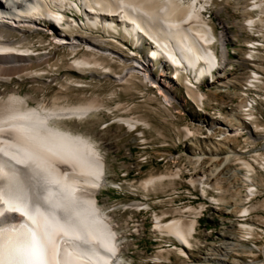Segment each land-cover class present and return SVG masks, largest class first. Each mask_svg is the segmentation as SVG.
I'll use <instances>...</instances> for the list:
<instances>
[{
  "label": "bare ground",
  "instance_id": "bare-ground-1",
  "mask_svg": "<svg viewBox=\"0 0 264 264\" xmlns=\"http://www.w3.org/2000/svg\"><path fill=\"white\" fill-rule=\"evenodd\" d=\"M214 1L0 0V264H141L137 262L141 258L142 264H173L172 252L180 264H256L227 255L233 251L236 256L264 255V244L247 248L229 239L217 249L218 256L215 252L193 260L190 256L204 210L219 201L223 207L224 195L234 203L232 210H238L236 222L247 234L242 242L251 241L255 229L261 231L247 217L248 204L256 197V171L246 151L233 144L225 143L226 156L162 152L163 170L146 175L140 171L133 179L135 188L127 184L134 193L128 202L101 199L100 205L98 201L102 190L117 183L108 176L111 148L105 138L90 132L92 123L109 113L114 122L137 132L144 148H151L144 133L151 123L135 114L137 103H120L119 90H134L150 110H155L151 102L158 101L170 120L173 109L176 116L182 109L191 117L185 128H179L182 136H170L171 142L164 144L172 150L188 146L204 130L214 142H229L244 129L232 118L222 121L220 111L216 116L208 114L205 89L223 80L233 70L230 64L238 63L230 61L228 44L237 40L229 34L226 21L217 19L221 26L217 29L212 20L217 15ZM248 1L241 5L248 18L242 25L252 38L242 40L247 43L246 59L254 61L264 47V0ZM76 28L90 34L96 29L117 39L79 31L73 35ZM32 33L50 34L48 45L65 48L67 57L60 61L49 51L35 49L37 44L27 42L26 34ZM126 46L136 51H125ZM251 66L246 90L264 84L262 73ZM60 68L73 73L61 77L55 72ZM27 81L41 84V98L9 87ZM106 82L114 85L104 92L100 88ZM50 88L65 95L48 96ZM78 89L84 91L77 94ZM246 98L243 114L249 123L256 119L258 98ZM218 134L222 136L217 138ZM254 157L264 169V155ZM184 163L192 168L187 178H182ZM237 164L246 170L243 196L231 170ZM177 181L184 187H175ZM166 183L172 186L161 196L157 189ZM213 189L219 198L206 197ZM144 211L152 213L153 233L163 244L149 259L129 251L132 239L143 233L144 220L136 219V214ZM124 228L129 230L123 232Z\"/></svg>",
  "mask_w": 264,
  "mask_h": 264
},
{
  "label": "rangeland",
  "instance_id": "rangeland-1",
  "mask_svg": "<svg viewBox=\"0 0 264 264\" xmlns=\"http://www.w3.org/2000/svg\"><path fill=\"white\" fill-rule=\"evenodd\" d=\"M245 2L247 3V0H245ZM248 2L251 1L249 0ZM238 3L239 8L235 9L234 0H225L222 2H219L218 0L214 1L213 6H215L214 9L217 15L216 18L213 17L212 20L216 24L217 29L218 27L221 28V26H219L217 23L219 22L217 19L226 21L229 34L232 35V38L235 37L237 40L235 45L228 44L230 61L237 60L238 63H235V66L230 64V66L233 67V70L226 72L225 78L223 80H219V83H217L214 87L205 89V91L208 90L206 91V96L209 98V115L216 116V112L220 111L221 114L219 115V118H221L222 121L226 118H232L233 122L239 121L243 125L244 129L240 131L235 141L230 140L228 142L226 139H223L220 142H214V139L211 136L209 137L208 133H204V130L201 131V133H196L197 137H195L188 146L184 147L186 151H184V148L181 146H178V150H172V148L169 146H164V144L166 141L171 142L172 138L170 136L173 137L178 133L176 132V129L178 130L181 127L185 128L187 122L192 121L191 117L187 114L185 115L183 113L184 110L182 109H180L182 112L178 113V116H176V110L173 109V116L171 117H173L174 120H170L167 114L158 108V101L151 102L150 106H152L155 110H150L146 106V103L148 102L141 101L144 98H136L134 90L129 89L119 90V101L120 103L122 101L125 103H137V110L135 111V114L147 118V120L151 123L152 128L150 130H144L151 148L149 146L144 148L137 136L138 133L132 132L125 126L114 122V116L109 113L101 114L99 119L92 123V128L90 130V132L93 134H99L97 137L98 139L103 137L107 140V143L111 148L109 151H107L108 176L111 181H115V183H117V186L115 187H108L102 190L101 195L98 197L100 202L101 199L128 202L133 197L134 193L132 192L133 195L131 194V190L127 188V184L130 183L134 187L133 179L140 175V171H143L144 175L153 171L156 173L161 172L164 168V165L166 164V162L163 160L164 158H162L161 155L162 152H166L167 150H170L175 154H197L199 152H205L206 154L226 156L228 153V146L225 143H227L229 145L233 144V146L238 150L241 149V151H246L244 154L250 158V162L256 171L255 175H253V183L254 186H256V197L248 204L250 215L247 217L251 222H253V225L259 224L258 226L260 227L261 231L255 229L251 236L252 240H248V242H242V239L244 236L247 237V234L238 226L236 222L238 219L237 215L239 214L238 210H232L234 203L227 201L229 197L224 195L222 199H224L226 202H224L223 207H220L222 204L221 201H219V205L213 207L210 204V207L204 210V216L198 222L197 232L199 234L197 235V240L193 242L194 245L192 247V253H190L192 260L194 258H203L210 252H215V255L218 256L217 249L229 239H231V242H241L244 246H247V248L251 244L253 245V243H255L257 246L264 244V208L262 205L264 203V169L259 164V162L254 160V156L256 154L264 155V84L258 86L255 89H245L249 87L247 83L249 72L253 69L251 65H256V69L260 71L264 77V47L258 51V56L254 61H249L246 59L248 56V48L246 47L247 43L245 42H248L247 39L251 37L252 33L244 31V27L242 25L244 21L248 19L246 16L247 13H243L241 10V5H244V0H240ZM251 13H254L253 16L256 17V12ZM75 17L80 19V16L77 14H75ZM78 31L80 33L84 32L85 34H90L91 32L88 31V29L76 28L72 31V34L75 35ZM92 31L93 32L90 36L100 35V37L102 36L103 39L106 38V35H102L99 30L92 29ZM14 34L15 33H12V35ZM18 36L19 35H17V37ZM26 36L28 37L27 42L37 44L35 49H40L43 52L49 51L50 57H55V59H60V61L67 57L68 50L66 51L65 48H52L48 45L50 34L32 33L26 34ZM242 39H245V42H243ZM39 41L43 43H39ZM126 45H129V43L127 42ZM55 72L60 74V76L73 73L71 71L67 72L63 68H60ZM227 78H230V85L226 84ZM54 83L55 82H53L51 85L53 88L56 87ZM220 84H224V86H221ZM40 85L41 84L38 82L27 81L19 84L14 82L13 86L9 87H18L21 95L28 94L33 96L35 99H39L43 96L41 88L39 87ZM113 85L114 84L112 82H106L100 89H104V92H107L113 87ZM1 87L4 89L3 86ZM76 91H78L77 94H80L84 91V89H78ZM46 95H56L62 98L65 94L59 95L55 93L52 88H50L48 89ZM154 95H156V92ZM254 95L258 98L257 106L255 108L256 119L253 121H248L249 123H247L246 115L243 114V109L245 108L243 105L245 99L247 100L246 96L256 98ZM68 98H70L69 95ZM31 104L35 103L31 102ZM114 104H112V106H114ZM187 111L190 113L192 110L188 109ZM211 112H214V114ZM194 118L196 117L194 116ZM248 119L250 118L248 117ZM180 135L182 136V133H180ZM200 136H204V139H201ZM221 136L222 135L218 134L217 138ZM145 160L148 162L145 163ZM167 164H169V162ZM232 169L235 172L236 190L241 196H243L246 194L247 190V182L245 181L246 170L240 167L238 164L233 166V168L231 166V170ZM182 171L184 172V174H182V178H187L189 173L192 171V168L189 164L184 163ZM144 175L142 176L144 177ZM173 184L175 187H184L181 186L184 184L178 181ZM170 186H172L170 183L169 185L166 183L162 188H158L157 191L158 193H161L162 196L167 192V187ZM206 197L219 198L220 194H217L216 190L213 189V191L206 194ZM201 202L202 205H206V202ZM238 203L239 200L236 201V204ZM163 204L164 206L161 205L162 208L166 209L165 202ZM152 206L155 207V205ZM151 215L152 213L145 211L136 214V219H143L145 226L143 233L139 237L132 239L133 247L131 250H129H133V252H141L145 254L148 259L151 257V255L158 251L160 246L163 245L160 243V239L155 237L153 233L152 228L154 227L151 222ZM132 225L133 223H131V226ZM125 226L126 225H124V227ZM127 230H129V228H124L123 232H127ZM250 247L252 248L253 246ZM221 251H223V249H221ZM234 253V251L231 253L229 252L227 257L229 259L236 257L246 263H250L251 260H253V263L256 264H261L264 262V255H262V253L259 255L255 254L256 256L251 255L248 252L241 255L239 254V256L234 255ZM171 258L173 264H180V259H178L179 257L176 256V253L172 252ZM143 260L144 258H141V260L137 262L142 264Z\"/></svg>",
  "mask_w": 264,
  "mask_h": 264
},
{
  "label": "built area",
  "instance_id": "built-area-1",
  "mask_svg": "<svg viewBox=\"0 0 264 264\" xmlns=\"http://www.w3.org/2000/svg\"><path fill=\"white\" fill-rule=\"evenodd\" d=\"M89 35H91V34H89ZM94 36V35H93ZM96 36H100V35H96ZM101 39H103V37L101 36L100 37ZM104 39H110V41H115V40H113V39H117V38H104ZM127 50H129L128 52H133V51H136V50H134V49H131V48H129L128 46H126V48H125V51H127ZM62 77V76H61ZM187 85V84H186ZM169 117V116H168ZM176 132H178L177 134H175L172 138L174 139L175 137H180V130L178 129H176ZM192 183H193V181H192ZM204 196V195H203Z\"/></svg>",
  "mask_w": 264,
  "mask_h": 264
}]
</instances>
